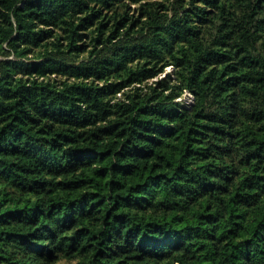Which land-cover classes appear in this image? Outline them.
Listing matches in <instances>:
<instances>
[{"label": "trees", "instance_id": "obj_1", "mask_svg": "<svg viewBox=\"0 0 264 264\" xmlns=\"http://www.w3.org/2000/svg\"><path fill=\"white\" fill-rule=\"evenodd\" d=\"M0 264H264V0H0Z\"/></svg>", "mask_w": 264, "mask_h": 264}, {"label": "built area", "instance_id": "obj_2", "mask_svg": "<svg viewBox=\"0 0 264 264\" xmlns=\"http://www.w3.org/2000/svg\"><path fill=\"white\" fill-rule=\"evenodd\" d=\"M185 96L183 99H182V96ZM181 97H178L177 99L178 100H182L185 104H189L191 101H192V95L190 92L188 91H184V93L182 94Z\"/></svg>", "mask_w": 264, "mask_h": 264}, {"label": "rangeland", "instance_id": "obj_3", "mask_svg": "<svg viewBox=\"0 0 264 264\" xmlns=\"http://www.w3.org/2000/svg\"><path fill=\"white\" fill-rule=\"evenodd\" d=\"M184 97H185V96L183 95V96H182V99H183Z\"/></svg>", "mask_w": 264, "mask_h": 264}]
</instances>
